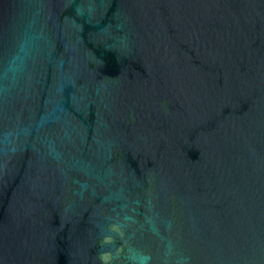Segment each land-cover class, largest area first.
Listing matches in <instances>:
<instances>
[{"label": "water", "instance_id": "water-1", "mask_svg": "<svg viewBox=\"0 0 264 264\" xmlns=\"http://www.w3.org/2000/svg\"><path fill=\"white\" fill-rule=\"evenodd\" d=\"M0 264H264V0H0Z\"/></svg>", "mask_w": 264, "mask_h": 264}]
</instances>
